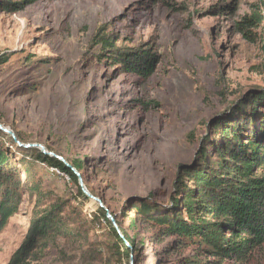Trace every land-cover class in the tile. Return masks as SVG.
<instances>
[{
  "label": "rangeland",
  "instance_id": "1",
  "mask_svg": "<svg viewBox=\"0 0 264 264\" xmlns=\"http://www.w3.org/2000/svg\"><path fill=\"white\" fill-rule=\"evenodd\" d=\"M255 12L262 19L248 39L236 23ZM100 29L112 34L115 47L97 43ZM128 47L157 53L152 75L124 72L117 53ZM0 53H11L0 65V123L23 143L84 162L87 188L138 247L145 238L137 264L193 256L197 251L190 247L162 253L164 243L150 242L140 220L137 230L130 228L122 212L133 197L171 203L178 166L195 162L215 117L259 128L264 95L250 90H264V0H31L20 11L0 9ZM0 143L23 185L19 210L0 233V264H6L33 217V185L48 200H69L89 218L99 204L81 197L69 175L48 163L29 166L28 174L22 158L34 156L26 149L34 147L19 146L1 130ZM103 227L80 240L59 238L40 264H107ZM216 259L214 264H264V244L243 259Z\"/></svg>",
  "mask_w": 264,
  "mask_h": 264
},
{
  "label": "trees",
  "instance_id": "2",
  "mask_svg": "<svg viewBox=\"0 0 264 264\" xmlns=\"http://www.w3.org/2000/svg\"><path fill=\"white\" fill-rule=\"evenodd\" d=\"M30 1L0 0V9L20 11ZM261 19V14L255 12L238 21L237 28L249 39L251 28ZM96 37L103 47H115L112 34L100 29ZM117 54L124 72L142 77L152 75L159 62L157 53L142 47H128ZM10 56L11 53H0V65L7 63ZM254 92L264 95L261 89ZM256 113L254 110L249 119ZM244 122L222 115L215 117L210 123L213 137L209 135L203 139L195 162L178 166L170 204L137 197L125 202L122 215L124 219L128 218L129 227L137 230V220H140L150 242L164 243L162 253L188 247L197 251L193 256L177 258L173 264H214L216 258L243 259L264 244V172L260 171L264 165V116L258 129L250 122L242 124ZM245 131L246 138L243 137ZM26 149L35 152L34 156L22 158L28 165L24 166L28 174L29 166L48 163L67 173L78 186V194L87 198L71 167L35 147ZM71 164L82 174V160H73ZM12 167L9 151L0 143V233L20 205L21 173L19 170L13 172ZM30 190L37 195L33 217L21 245L6 264H40L49 250L58 246L59 238L80 240L95 226L100 228L103 224H107L103 228L109 241L106 246L111 252L107 264L116 261L130 264L132 248L127 242L133 246L134 257L145 242V238L140 240L138 247L134 236L117 218L122 237L107 216L105 207L99 205L98 214L89 218L69 200L59 197L48 200L40 185H33ZM138 261L140 259L135 260V264Z\"/></svg>",
  "mask_w": 264,
  "mask_h": 264
},
{
  "label": "water",
  "instance_id": "3",
  "mask_svg": "<svg viewBox=\"0 0 264 264\" xmlns=\"http://www.w3.org/2000/svg\"><path fill=\"white\" fill-rule=\"evenodd\" d=\"M259 90V89H257ZM251 92L252 91H256L255 89L254 90H250ZM0 130L9 134L13 140L15 142H17V144L19 146H23V147H38L40 148L44 153L48 154V155H51V156H54V157H57L59 158L60 160H62L67 166L71 167L75 173L77 174L78 176V179H79V183H80V186H81V189L83 190V192L85 193V195L93 200H96L98 202V204L102 207H104L103 205V202L101 200V198L97 197L96 195H94L86 186L85 184V181H84V178L81 174V172H79L75 167H73V165L67 161L63 156L55 153L54 151H51V150H48L44 145L40 144V143H23L22 141H20V139L17 137L16 133L9 127L5 126L4 124L0 123ZM107 216L109 217V219L112 221L114 227L118 230V232L121 233L122 237H124L123 235V232L121 230V227L119 225V222L116 218V215L113 214V213H110L109 211H107ZM127 244L132 248V252H131V258H130V264H135V259H134V252H133V246L129 244V242H127Z\"/></svg>",
  "mask_w": 264,
  "mask_h": 264
},
{
  "label": "bare ground",
  "instance_id": "4",
  "mask_svg": "<svg viewBox=\"0 0 264 264\" xmlns=\"http://www.w3.org/2000/svg\"><path fill=\"white\" fill-rule=\"evenodd\" d=\"M93 200V199H92ZM94 201H96V200H94ZM97 202V201H96ZM98 203V202H97Z\"/></svg>",
  "mask_w": 264,
  "mask_h": 264
}]
</instances>
